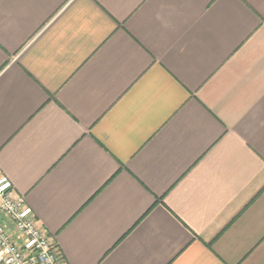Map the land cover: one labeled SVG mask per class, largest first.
<instances>
[{"label": "crops", "instance_id": "1", "mask_svg": "<svg viewBox=\"0 0 264 264\" xmlns=\"http://www.w3.org/2000/svg\"><path fill=\"white\" fill-rule=\"evenodd\" d=\"M0 177L66 264H264V0H0Z\"/></svg>", "mask_w": 264, "mask_h": 264}, {"label": "built area", "instance_id": "2", "mask_svg": "<svg viewBox=\"0 0 264 264\" xmlns=\"http://www.w3.org/2000/svg\"><path fill=\"white\" fill-rule=\"evenodd\" d=\"M0 264H66L24 198L0 177Z\"/></svg>", "mask_w": 264, "mask_h": 264}]
</instances>
